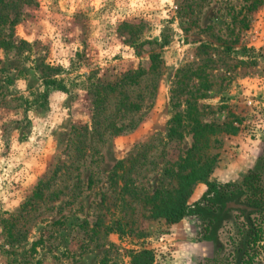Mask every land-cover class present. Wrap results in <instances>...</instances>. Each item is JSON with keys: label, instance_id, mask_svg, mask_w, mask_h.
Listing matches in <instances>:
<instances>
[{"label": "rangeland", "instance_id": "obj_1", "mask_svg": "<svg viewBox=\"0 0 264 264\" xmlns=\"http://www.w3.org/2000/svg\"><path fill=\"white\" fill-rule=\"evenodd\" d=\"M13 35V46L0 47V264H131L129 249L142 246L152 249L150 264H264V249L234 250L246 227L237 212L215 250L196 217L150 218L131 194L119 211L109 174L119 160L135 161L130 176L139 191L167 185L162 173L192 144L188 127L166 139L186 100L202 124L215 126L201 150L215 159L210 179L238 180L254 167L258 158L248 167L247 153L264 136V0H32ZM156 52L157 88L138 122L98 140L88 78L147 69ZM43 64L57 67L64 87L43 82ZM109 102L113 109L116 98ZM43 177L49 184L33 198ZM205 189L197 183L188 202ZM117 216L131 232L107 230Z\"/></svg>", "mask_w": 264, "mask_h": 264}, {"label": "trees", "instance_id": "obj_2", "mask_svg": "<svg viewBox=\"0 0 264 264\" xmlns=\"http://www.w3.org/2000/svg\"><path fill=\"white\" fill-rule=\"evenodd\" d=\"M30 3L32 0H0V47L13 46L16 42L13 35L14 26L24 16ZM133 36L134 32H131L129 37ZM131 46L138 51L141 43H134ZM161 64V55L156 52L150 54V65L147 69L143 67L126 69L108 80L99 77L93 80L88 78L87 87L91 102L90 131L98 140H104L107 134L117 135L136 125L140 117L135 118V115L141 110L145 98L151 99L155 94ZM42 73L43 82L46 84L64 87L61 83L62 78L57 77L59 74L57 67L43 64ZM146 74L150 76L149 83L145 80V85L133 95L134 91L131 87L140 86ZM180 82L182 83L179 80ZM111 97L116 98L113 109L109 107ZM186 103L187 106L177 110L169 121L166 139L169 142L176 137L178 139L183 137L182 131L188 127L192 144L188 149L178 152L176 158L172 162L170 160L169 167L162 173L169 178L167 185H159L151 193L139 191L134 184L135 179L130 176L134 171L135 161L124 165L123 161L119 160L111 168L109 174L114 186L119 188V211H122L125 202L124 195L131 194L134 198L142 199L149 209L150 218H162L165 223L173 224L184 217H196L200 222L202 238L211 241L215 250L223 247L219 239V230L233 212H237L244 218L246 227L243 237L234 246V250H248L250 246L264 249L262 243L264 241V147L254 167L244 173L240 179L227 182L210 179L215 159L213 156H201V150L206 129L215 126L202 124L198 119L199 112L196 106L189 100H186ZM132 154L134 153L130 156ZM63 165V162L57 163L54 172L56 173ZM125 174L129 175L128 181L119 185V181L125 179ZM199 182L204 183L206 189L197 201L189 203L188 199ZM47 184L49 181H45L43 177L33 192V198L41 197L42 190ZM106 227L108 231L119 234L132 231L130 227L127 228V223L120 216L111 218ZM129 250L131 264H150L153 259L152 249L145 246L132 247Z\"/></svg>", "mask_w": 264, "mask_h": 264}, {"label": "crops", "instance_id": "obj_3", "mask_svg": "<svg viewBox=\"0 0 264 264\" xmlns=\"http://www.w3.org/2000/svg\"><path fill=\"white\" fill-rule=\"evenodd\" d=\"M251 143L257 148L252 150L254 152H251V153L249 152V154L247 153V157L249 158L248 160H250L251 162V164L248 167H251L254 164L259 154L261 153V150L264 147V136L263 138H258V139L253 140Z\"/></svg>", "mask_w": 264, "mask_h": 264}]
</instances>
